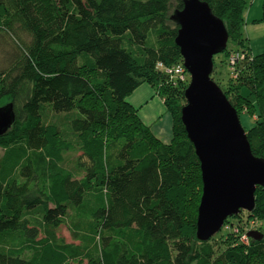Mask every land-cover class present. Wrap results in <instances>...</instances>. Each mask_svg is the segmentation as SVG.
<instances>
[{"label":"trees","instance_id":"obj_1","mask_svg":"<svg viewBox=\"0 0 264 264\" xmlns=\"http://www.w3.org/2000/svg\"><path fill=\"white\" fill-rule=\"evenodd\" d=\"M232 47L221 88L264 159V50L243 36L245 0H202ZM183 0H0V264H264V186L232 215L218 254L196 237L199 161L180 119L186 80L156 66L181 62L172 19ZM259 20H264V0ZM24 35L26 39L22 38ZM242 51L233 66L227 57ZM222 60V61H223ZM146 82L171 116L162 142L126 96ZM64 225L71 241L58 235ZM252 225L259 240L240 237Z\"/></svg>","mask_w":264,"mask_h":264},{"label":"water","instance_id":"obj_2","mask_svg":"<svg viewBox=\"0 0 264 264\" xmlns=\"http://www.w3.org/2000/svg\"><path fill=\"white\" fill-rule=\"evenodd\" d=\"M172 19L178 24L175 44L189 74L180 119L199 161L201 195L196 237L215 234L225 219L254 208L256 186H264V159L251 152L235 108L212 80L213 56L228 40L223 21L202 0H183ZM14 119L12 103L0 106V136ZM259 240L262 233L247 231Z\"/></svg>","mask_w":264,"mask_h":264},{"label":"rangeland","instance_id":"obj_3","mask_svg":"<svg viewBox=\"0 0 264 264\" xmlns=\"http://www.w3.org/2000/svg\"><path fill=\"white\" fill-rule=\"evenodd\" d=\"M246 1V7L244 9V26H243V36L246 37L247 43L250 47V50L254 53H258L264 50V20H259L261 13H262V3L263 0H245ZM22 38H27L22 35ZM10 42L4 43L0 41V68L2 67L1 64H3V59L6 54V50L10 48ZM232 47L230 42L226 44V47ZM223 55L221 53H218L214 55V61H215V71L213 73V78L218 82V84L221 87H225L228 83V74L226 69V60H223ZM239 120L241 125L244 127V129L249 128L252 126V122L254 120L253 116H250L247 114V112L244 110L239 114ZM1 153V150H0ZM241 217L245 218L246 213L243 211L241 212ZM227 221L231 223H235L236 219L233 216L227 217ZM225 223H228V222ZM252 225H250V228ZM254 229L252 227V230H257L260 232L259 228L255 226ZM225 231L224 229L220 228L210 239V242L212 243L215 254L220 253L225 246L227 245L228 239L225 241ZM58 235L63 237L66 241H71V238L69 236L68 230L64 225H60L58 228Z\"/></svg>","mask_w":264,"mask_h":264},{"label":"crops","instance_id":"obj_4","mask_svg":"<svg viewBox=\"0 0 264 264\" xmlns=\"http://www.w3.org/2000/svg\"><path fill=\"white\" fill-rule=\"evenodd\" d=\"M126 100L150 131L162 142L169 143L172 136L171 116L153 87L142 82L126 96Z\"/></svg>","mask_w":264,"mask_h":264},{"label":"built area","instance_id":"obj_5","mask_svg":"<svg viewBox=\"0 0 264 264\" xmlns=\"http://www.w3.org/2000/svg\"><path fill=\"white\" fill-rule=\"evenodd\" d=\"M244 57V53L242 51H233L229 54V56L227 57V63L228 65H234L236 62H238L239 60H241ZM156 66L161 70V72H163L164 74L168 75L170 78H177L179 80H189V74L186 71L185 67L181 62H178L176 64L167 66V65H163L162 63L158 62L156 64ZM188 83V81H187ZM230 224L225 223L224 227H228ZM252 230V227L248 228L246 230V232L241 235L240 240L241 241H246L247 236V231Z\"/></svg>","mask_w":264,"mask_h":264}]
</instances>
